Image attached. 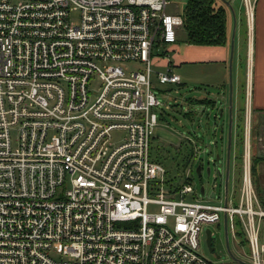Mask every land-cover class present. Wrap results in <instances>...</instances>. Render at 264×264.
<instances>
[{
  "label": "built area",
  "instance_id": "1",
  "mask_svg": "<svg viewBox=\"0 0 264 264\" xmlns=\"http://www.w3.org/2000/svg\"><path fill=\"white\" fill-rule=\"evenodd\" d=\"M244 2L254 18L255 0ZM169 4L0 0V264H264L249 135L242 181L230 176L215 202L197 198L193 161L173 191L152 156L157 51L184 22ZM166 67L159 82L182 84ZM115 130L126 133L118 143ZM226 218L249 251L216 263L201 234Z\"/></svg>",
  "mask_w": 264,
  "mask_h": 264
},
{
  "label": "rangeland",
  "instance_id": "2",
  "mask_svg": "<svg viewBox=\"0 0 264 264\" xmlns=\"http://www.w3.org/2000/svg\"><path fill=\"white\" fill-rule=\"evenodd\" d=\"M187 0H170L169 11L173 13H183ZM222 4V1L219 0ZM234 8L240 12V15L246 20L247 30V46L248 52L250 48V40L253 38V28H251L250 12L244 0H236ZM238 13V11H237ZM251 37V39H250ZM249 41V43H248ZM189 43L187 42V32L184 25L178 29V41L176 46L163 54V49L157 51L161 56L155 60V72L152 80L153 86L163 103V108H158L159 123L155 127V134L153 139L152 156L159 162L163 163L168 170V187L173 191L182 186L186 181V176L192 168V161L195 167L193 175V185L197 188V198L210 200L215 202L218 198L212 197L213 191H217L219 195H224L225 180L220 174V169L226 171L228 163V149H229V133L225 131L222 123V116L216 117V111L211 108L203 109L199 105L192 103V91L196 87L202 86V91L207 93L212 91V87L208 84H203L202 81H196L192 78V65L187 63H180L179 58L187 49ZM168 56V58H167ZM163 59H162V58ZM243 58L245 60H243ZM238 61H245L240 68V75L242 76V89L244 93V105L240 106L238 115V124H234L233 128V144L231 149V184L236 181L237 185L242 181L245 162V143L249 135L252 143V170L254 177L255 188L261 198H264V125L257 119L251 118L250 94L252 90V67L250 64V54ZM172 60L175 62L176 71L181 75L182 84L160 83L157 71H164V60ZM168 61V60H167ZM179 62V64H178ZM135 66V64H133ZM245 67V69H243ZM98 83H96V86ZM231 90V85H230ZM200 92V89H198ZM231 93V92H230ZM231 96V94H230ZM167 105H170L168 107ZM189 112V114H187ZM215 114L214 116H211ZM229 114H227L228 120ZM245 118V120H244ZM253 124L251 123V120ZM221 122V123H220ZM250 122V124H249ZM227 123H230L228 120ZM248 127L249 133H248ZM237 132V134H236ZM261 133V135H260ZM125 131L115 130L113 132V140L118 143L122 136H125ZM242 137V138H241ZM248 139V138H247ZM217 141V143H216ZM211 144V145H210ZM193 152V155H192ZM218 156L220 157L218 159ZM199 165L203 167V173L200 175L197 171ZM211 172H208V168ZM205 186L206 194L202 193V187ZM189 200L194 198L193 194L187 196ZM225 200V198H224ZM212 230L213 246L216 250H211L208 240L207 229ZM230 248L234 253L245 256L240 252V248L245 252L249 251V247L242 234L241 244L236 245L232 234L229 233ZM58 251L61 246H58ZM200 252L216 263H224L232 261L233 256L230 252L227 237L225 220L221 223H211L205 225L204 231L201 234ZM59 256V253H53ZM231 264H240L230 262Z\"/></svg>",
  "mask_w": 264,
  "mask_h": 264
},
{
  "label": "crops",
  "instance_id": "3",
  "mask_svg": "<svg viewBox=\"0 0 264 264\" xmlns=\"http://www.w3.org/2000/svg\"><path fill=\"white\" fill-rule=\"evenodd\" d=\"M242 1V0H241ZM231 5L227 6L228 12V33L229 39L226 45H196L189 44L185 52L180 55L179 62L192 65V78L197 82L210 85L212 91L201 92L202 86L196 87L192 91V103L199 105L203 109H213L216 117L222 116L221 125L229 133L230 121V85H231V55L232 39L235 33V51L233 60V83H234V124L238 126V115L241 105H244V93L242 89V76L240 75L241 63L238 61L250 54V64L252 71V91H251V118L257 119L264 125V0H255L254 18L252 23L253 38L250 40L248 52L247 46V24L246 20L240 15L239 10L234 8L236 0H230ZM240 2V0H239ZM173 13V12H172ZM249 38V35H248ZM251 39V37H250ZM249 43V41H248ZM176 44L172 46L174 48ZM163 59V58H162ZM168 60V61H167ZM164 60V67L169 61L177 69L172 60ZM243 60H245L243 58ZM178 62V64H179ZM247 67V64H246ZM165 69V70H166ZM245 69V67L243 68ZM244 71V70H242ZM200 89V92L198 91ZM227 114L228 120H227ZM215 114L211 115L214 116ZM251 120V119H250ZM251 123L253 124V121ZM251 125V124H250ZM234 128V127H233ZM261 135V133H260Z\"/></svg>",
  "mask_w": 264,
  "mask_h": 264
},
{
  "label": "trees",
  "instance_id": "4",
  "mask_svg": "<svg viewBox=\"0 0 264 264\" xmlns=\"http://www.w3.org/2000/svg\"><path fill=\"white\" fill-rule=\"evenodd\" d=\"M220 1L222 4L219 0H187L182 16L189 44L226 45L228 43V4L226 0ZM240 234L242 235L243 232ZM244 243L248 245L246 238Z\"/></svg>",
  "mask_w": 264,
  "mask_h": 264
},
{
  "label": "water",
  "instance_id": "5",
  "mask_svg": "<svg viewBox=\"0 0 264 264\" xmlns=\"http://www.w3.org/2000/svg\"><path fill=\"white\" fill-rule=\"evenodd\" d=\"M229 5H231L230 0H226ZM234 51H235V33L233 34V39H232V55H231V63H230V68H231V96H230V103H231V109H230V124H229V149H228V163H227V169H226V179H225V188L226 192L229 190V182H230V176H231V167H230V159H231V149H232V144H233V127H234V114H233V106H234V100H233V94H234V83H233V60H234ZM220 157L218 156V159ZM197 171L200 175H202L203 170H202V165H199L197 168ZM208 172H211V168H208ZM220 174L223 175V169H220ZM205 186L202 187V193H205ZM213 196H215V192L212 193ZM208 231V240L209 244L211 246V250H216V247L213 246V241H212V230L209 228L207 229ZM226 237H227V242L228 246L230 249V252L232 256H234L232 249L230 248V240H229V230H228V224H227V218H226ZM244 262V261H242Z\"/></svg>",
  "mask_w": 264,
  "mask_h": 264
},
{
  "label": "bare ground",
  "instance_id": "6",
  "mask_svg": "<svg viewBox=\"0 0 264 264\" xmlns=\"http://www.w3.org/2000/svg\"><path fill=\"white\" fill-rule=\"evenodd\" d=\"M252 23H253V15L251 14V28H252ZM250 128V127H249ZM249 131V130H248Z\"/></svg>",
  "mask_w": 264,
  "mask_h": 264
}]
</instances>
